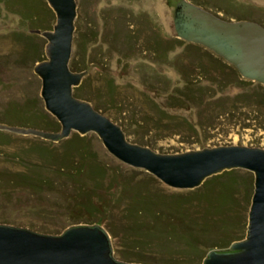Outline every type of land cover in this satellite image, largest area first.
Returning a JSON list of instances; mask_svg holds the SVG:
<instances>
[{
  "label": "rangeland",
  "instance_id": "obj_1",
  "mask_svg": "<svg viewBox=\"0 0 264 264\" xmlns=\"http://www.w3.org/2000/svg\"><path fill=\"white\" fill-rule=\"evenodd\" d=\"M177 1L76 0L78 47L73 60L85 67L81 70L72 68L73 71H85L78 88L79 98L89 101L121 125L127 138L157 152L179 153L228 144L264 148V88L258 82L244 86L229 79L226 73L215 72L210 55L187 43L170 44L159 51L150 48L152 39L157 37L155 33L165 41L177 36L173 22ZM190 1L226 19H259L264 23V0ZM8 6L0 0V122L58 131L61 127L59 121L56 129L45 127L55 116L45 108L40 94L42 81L34 71L35 64L47 58V39L33 37L42 52L39 59L31 57L34 48L31 52L27 48V38L34 33L32 30L52 29L55 14L49 28L42 16L35 23L34 19L24 21L22 13L16 10L17 6ZM191 74L192 77L198 75L202 85L212 87L215 93L212 100L201 106L190 99L191 93L194 99L199 97L196 88L186 84ZM13 109L22 117L12 115ZM75 132L72 130L68 137ZM138 137L149 142H140ZM64 139L49 143L36 135L14 132L0 142V171L21 172L27 163L39 160L37 151L40 145L52 146L59 152L66 143ZM87 139L86 148L94 151L108 168L98 193H91L99 206L104 204V198H108V185L118 173L137 180L152 178V173L146 169L127 164L112 155L96 132H88ZM115 169L119 172L114 175ZM234 173L240 179L237 197L246 206L243 215L246 214L248 219L254 173L244 168H238ZM49 177L52 186L36 191L1 179L0 222L45 233H60L73 224L98 223L111 237L113 255L125 260L120 255L125 236L119 234V227L125 223L123 212L132 192L123 194L119 184L112 183L110 191L117 201L109 205L104 214H86L77 212L75 206L76 202L87 200L86 196L80 194L73 199L79 192L78 181L64 175ZM85 177L84 187L93 189L95 184L101 185L99 179ZM151 180L150 188L153 189L166 192L185 190L169 186L158 178ZM161 242L153 244L149 256L169 258L166 251H174L178 245L170 240ZM175 258H180L182 264H199L198 260H188L191 257L179 255ZM200 264H203L202 260Z\"/></svg>",
  "mask_w": 264,
  "mask_h": 264
},
{
  "label": "water",
  "instance_id": "obj_2",
  "mask_svg": "<svg viewBox=\"0 0 264 264\" xmlns=\"http://www.w3.org/2000/svg\"><path fill=\"white\" fill-rule=\"evenodd\" d=\"M55 13L52 29L32 31L47 39V58L34 71L42 81L46 110L60 122L58 131L0 122V129L59 141L72 130L94 131L119 160L142 167L165 184L192 189L216 173L244 168L254 173V192L246 235L228 247L210 249L203 264H264V148L240 144L161 153L126 137L121 125L79 98L75 90L85 71L70 66L78 47L76 0H46ZM173 22L178 37L202 44L237 67L243 77L264 84V24L226 19L190 0H178ZM0 264H150L113 255L109 233L98 223L73 224L60 233L0 222Z\"/></svg>",
  "mask_w": 264,
  "mask_h": 264
},
{
  "label": "trees",
  "instance_id": "obj_3",
  "mask_svg": "<svg viewBox=\"0 0 264 264\" xmlns=\"http://www.w3.org/2000/svg\"><path fill=\"white\" fill-rule=\"evenodd\" d=\"M3 1H5L7 6L10 4L9 8H11V5L17 6L16 10L22 13L24 21L34 19L33 22L35 23L42 16L49 23V28L51 27V20L55 13L46 0ZM258 21L264 24L261 20L258 19ZM32 28L34 29V27ZM129 35L133 37L132 34ZM34 36L42 35L34 32L31 38H27V48L30 52L34 48L35 51L31 54V57L36 56L35 58L39 59L42 52H40L39 47L35 43ZM155 36L157 37L153 38L150 43V48L154 51L165 49L170 44L187 43L210 55V63L215 67V72L221 71L222 73H226L229 79L235 80L244 86L253 84V81H255L243 77L235 65L202 44L186 41L178 36L168 39V41L160 39L156 33ZM132 39H130V42L133 41ZM70 66L75 70L85 68L84 65L76 63L74 60L70 62ZM192 75L187 79L186 84L194 86L196 91L199 92V97H196L198 100L196 98L195 100L194 94L191 93V98H189L193 99L192 101H197V105L201 106L205 102L212 100V96L215 93L212 91V87L202 85V79L198 75L194 77ZM222 81H225V79L223 78ZM258 84L264 88V84L260 82ZM79 87L80 85L75 87L76 94H79ZM219 87L221 88L222 84ZM185 99L186 97L181 102ZM17 113L16 110H12V115H22ZM45 127L56 129L58 127V120L52 117L49 120V124ZM13 133V131L0 129V142H3L6 136ZM137 139L140 142H149L143 139V137H138ZM65 141L64 148L62 147L59 152L52 146L40 145L37 151V154L40 155L38 161L27 163L25 169L18 173L0 171V180L3 179L12 184L25 185L36 191L45 186H52L53 183L49 177L50 175H64L65 177L72 178L74 181H78L77 187L79 188L78 194L73 199H77V196L80 194L85 195L87 199L76 202V211L86 214L97 212L104 214L108 206L117 201L112 191H110L112 190V183L114 185L119 184L123 194L131 191L132 193L123 212L125 223L119 227V234L125 236V246L120 251L123 259L127 261L152 262L155 264H182L183 261L180 258H175V256L180 255L181 257L192 258L188 260H198L200 264V261H203V258L210 249L228 247L232 241L242 239L245 236L248 219L246 214L243 215L246 206L244 207L241 204V198L237 197L240 179L235 176L234 172L238 168L223 170L207 177L201 185L195 188L177 192H166L160 188H150L151 179L157 178L153 174L150 175L152 178H139L137 180L135 177L122 175L115 169L113 173L116 172L119 175L114 176L113 181L108 185L109 187L106 186L108 187V198H104V204L99 206L93 199V196L91 197V193H98V187H102V178L108 170L106 164L99 160L94 151L86 148L88 141L87 133L80 134L76 131L71 137L65 138ZM48 142L53 143L55 141L48 140ZM110 169L114 170L113 167ZM85 175L88 179H99L101 185L95 184L96 187L93 189L84 187L83 182L85 184L86 181ZM119 180L120 182L118 183ZM246 190L245 192L247 193L248 191ZM193 209H199L200 211L194 212ZM71 212H75V210H71ZM135 236L137 237L134 238ZM166 240L177 242L178 244L174 251H166V255L169 258L173 256V258L163 257L159 259L148 255L152 253L149 249L153 248L155 242L158 244Z\"/></svg>",
  "mask_w": 264,
  "mask_h": 264
}]
</instances>
